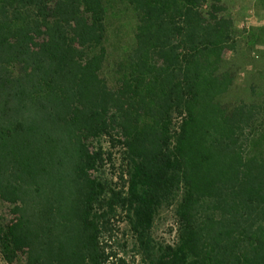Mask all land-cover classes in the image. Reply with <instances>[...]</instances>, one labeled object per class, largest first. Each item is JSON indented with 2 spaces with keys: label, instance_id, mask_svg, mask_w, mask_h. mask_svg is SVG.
Returning a JSON list of instances; mask_svg holds the SVG:
<instances>
[{
  "label": "trees",
  "instance_id": "1",
  "mask_svg": "<svg viewBox=\"0 0 264 264\" xmlns=\"http://www.w3.org/2000/svg\"><path fill=\"white\" fill-rule=\"evenodd\" d=\"M137 16L104 75L108 17ZM224 0H0V225L23 264H127L119 223L149 264H264V95L226 104L238 46ZM108 138L124 190L94 173ZM175 204L177 240L153 228Z\"/></svg>",
  "mask_w": 264,
  "mask_h": 264
},
{
  "label": "rangeland",
  "instance_id": "2",
  "mask_svg": "<svg viewBox=\"0 0 264 264\" xmlns=\"http://www.w3.org/2000/svg\"><path fill=\"white\" fill-rule=\"evenodd\" d=\"M225 14L231 17L237 29L238 46L228 51L227 59L235 65L238 76L234 86L222 98L226 104L240 101H258L264 95V0H224ZM138 20L127 6L112 9L108 17V59L104 75L114 81L115 70L135 44ZM104 149V165L95 175L108 189L124 190L127 185V162L120 146L114 147L108 138L93 142V147ZM175 204L165 206L157 215L153 228V242L173 244L177 240ZM14 219L9 204L0 201V225ZM119 249L127 264H149V258L139 250L136 236L127 222L119 223ZM15 257H7L0 245V264H23L24 250L19 248Z\"/></svg>",
  "mask_w": 264,
  "mask_h": 264
}]
</instances>
